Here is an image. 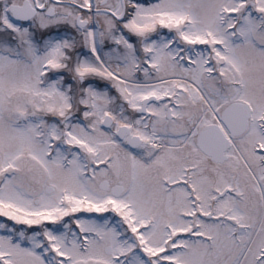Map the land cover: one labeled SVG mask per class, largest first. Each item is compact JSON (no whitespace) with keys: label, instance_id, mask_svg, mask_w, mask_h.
Instances as JSON below:
<instances>
[{"label":"snow or ice","instance_id":"snow-or-ice-1","mask_svg":"<svg viewBox=\"0 0 264 264\" xmlns=\"http://www.w3.org/2000/svg\"><path fill=\"white\" fill-rule=\"evenodd\" d=\"M0 264H264V0H0Z\"/></svg>","mask_w":264,"mask_h":264}]
</instances>
